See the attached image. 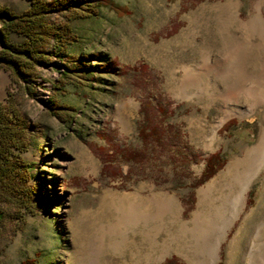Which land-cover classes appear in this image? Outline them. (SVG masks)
<instances>
[{"label": "rangeland", "instance_id": "374dc122", "mask_svg": "<svg viewBox=\"0 0 264 264\" xmlns=\"http://www.w3.org/2000/svg\"><path fill=\"white\" fill-rule=\"evenodd\" d=\"M112 1L122 9L101 7L97 17L73 23L79 41L69 47L71 62L49 57L31 84L14 85L0 69V104L11 96L27 117L30 143L21 156L33 170L29 184L42 191L31 212L0 202V264H190L195 241L181 231L183 222L197 211L201 191L260 141L264 107L244 99L225 104L220 91L213 101L199 99L196 90H182L181 79L185 68L224 65L227 43L247 38L239 26L258 13L264 20V0ZM29 5L0 0L15 14ZM8 38L24 40L14 32ZM249 41L244 68L255 72L264 55ZM105 65L113 71L97 69ZM66 66L75 72L63 79ZM201 135L216 142L207 148ZM214 153L224 165L198 185ZM263 195L264 169L243 209L217 231L216 264H246L240 253L233 262L228 248ZM169 197L178 209L167 206ZM159 205L167 215L157 222ZM212 229L201 225L198 239Z\"/></svg>", "mask_w": 264, "mask_h": 264}, {"label": "bare ground", "instance_id": "6f19581e", "mask_svg": "<svg viewBox=\"0 0 264 264\" xmlns=\"http://www.w3.org/2000/svg\"><path fill=\"white\" fill-rule=\"evenodd\" d=\"M234 20L235 23H239L237 18ZM225 28L229 31L228 26H225ZM239 28L247 38L242 41L234 40L227 43L224 65L220 68L210 67L207 64L200 68H185V74L181 79L182 90L191 91V89H194L196 90V97L212 101L217 98L212 93L220 91L221 94L219 92L220 95H216L225 104L244 99L249 102L252 109L264 107V58L261 60V68L258 71L248 72L244 68L246 53L250 51L249 37L256 40L255 49L264 55V20L261 13L248 20L244 25H240ZM251 47L254 48L253 44H251ZM212 78L220 81L222 86L219 87L217 84L211 83ZM230 111L225 112L222 118L229 116ZM200 138L207 148H210L216 142L215 135L210 139L205 138L203 135ZM263 169L264 126L259 143L246 149L242 157L232 160L227 165L225 172L219 175L205 190L201 191L197 211L193 213L190 221L181 224V231L191 233L193 235L192 239L195 241L190 264H216L219 259L221 242V238H216V233L221 229L223 221L233 215L237 216L236 214L243 209L246 193L254 177ZM158 195L167 197L162 193ZM158 195L152 197L155 199ZM169 202L168 207L172 209L179 208L172 197H169ZM160 207L161 209L156 215L157 222L164 221L167 215V210H164L162 206ZM146 209L149 212L151 206L148 205ZM140 220H142L141 217L133 223L128 221L126 227L136 226L141 222ZM204 224H212L213 229L207 238L200 240L197 237V230ZM247 228L249 230L253 228L254 230L249 239V247L243 250L241 244L246 239ZM228 254L233 262L237 259L238 254H244L246 264H264V195L258 207L244 220L242 230L237 233L235 239L229 245Z\"/></svg>", "mask_w": 264, "mask_h": 264}, {"label": "trees", "instance_id": "16d2710c", "mask_svg": "<svg viewBox=\"0 0 264 264\" xmlns=\"http://www.w3.org/2000/svg\"><path fill=\"white\" fill-rule=\"evenodd\" d=\"M28 1V9L21 14L0 6V69L10 71L14 85H19L20 82L31 84L37 67L43 65L49 57L55 56L66 63L71 62L69 47L79 41V35L72 26L75 21L97 17L101 7L122 9L112 0ZM9 32L24 37L23 42L12 43L8 38ZM64 69L63 79L75 72L70 66ZM97 69L109 73L113 71L109 65ZM24 89L27 94L32 95V86ZM10 97L0 104V202L31 212L35 202L40 201L42 191L29 184L33 170L21 156L30 143V125L16 101ZM55 103L54 98L47 100L49 108L55 107ZM141 133L148 135L143 128ZM155 133L158 135L156 131ZM223 165L220 153L212 154L207 159L197 184L209 180ZM252 203L251 198L248 205L251 206ZM165 264L171 262L167 261Z\"/></svg>", "mask_w": 264, "mask_h": 264}]
</instances>
